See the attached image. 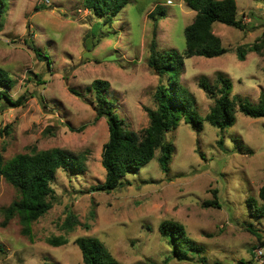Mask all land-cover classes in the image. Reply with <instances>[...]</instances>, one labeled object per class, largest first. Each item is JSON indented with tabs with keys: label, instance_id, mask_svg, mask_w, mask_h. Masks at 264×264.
I'll return each instance as SVG.
<instances>
[{
	"label": "rangeland",
	"instance_id": "obj_1",
	"mask_svg": "<svg viewBox=\"0 0 264 264\" xmlns=\"http://www.w3.org/2000/svg\"><path fill=\"white\" fill-rule=\"evenodd\" d=\"M235 1L246 27L215 21L212 29L228 50L185 56L177 76L202 116L214 98L199 86L201 76L213 82L217 71L224 72L232 81L231 95L252 102L264 90V54L249 51L239 59L236 52L264 32V0ZM194 14L184 0H128L109 22L83 0H9L0 28V65L15 80L8 93L22 96V103L1 108L6 102L0 98V153L5 160L58 146L81 154L85 167L81 172L58 168L52 206L32 223L31 236L21 232L17 216L1 224L2 209L17 190L0 176V264H83L74 241L79 235L101 239L122 264H264V242L246 228L252 226L264 240V216L251 215L246 200L264 184V116L238 111L234 124L221 132L205 120L197 130L180 119L165 132L172 143L167 171L157 148L149 162L121 177V186L90 189L104 180L101 151L108 138L105 117L96 118L91 81H109L106 94L114 109L127 127L141 132L149 122L145 107H155L156 86L167 81L147 63L150 41L155 37L160 50L183 52L184 27ZM69 211L81 224L66 230L61 223ZM163 219L181 222L202 251L190 260L174 257L159 232ZM58 235L67 242L48 241Z\"/></svg>",
	"mask_w": 264,
	"mask_h": 264
},
{
	"label": "trees",
	"instance_id": "obj_2",
	"mask_svg": "<svg viewBox=\"0 0 264 264\" xmlns=\"http://www.w3.org/2000/svg\"><path fill=\"white\" fill-rule=\"evenodd\" d=\"M184 1L195 10L192 21L184 27L186 46L184 51L179 52L174 48L160 50L157 48L155 37H152L149 44L147 63L160 77L166 75L167 81L161 80L156 86L155 107H145L149 122L141 132L138 133L127 127L123 118L114 109L113 100L106 94L109 81L103 78H95L91 81L96 101V118L104 116L108 125V138L101 151L105 177L103 181L93 184L91 190L111 191L121 186L125 183L121 177L128 171L138 170L149 162L157 148H159L158 160L161 168L167 171L172 143L165 139V132L176 128L180 119L190 122L197 130L202 128L205 120L221 132L234 124L238 111L252 117L264 116V90L260 91L257 102H252L244 96L231 95V78L222 71L216 72L213 82L205 76L199 78V86L214 98V102L203 116L197 112L194 95L177 79L184 65V57L192 55L212 57L228 50L212 29L215 21L240 29H244L246 23L237 15L235 0ZM127 2L128 0H83V5L95 15L103 17L104 21L111 22L114 15ZM8 6L9 0H0V28L6 19ZM156 9L163 11L161 6H157ZM154 14L155 12L151 11L149 16L155 18ZM94 29L92 27V32ZM33 49L38 56L42 55L39 48L33 47ZM249 51L264 54V32L256 36L252 42L240 44L236 48L239 59H244ZM43 56L48 57L44 53ZM14 82L8 70L0 65V98L6 102L1 108L22 103V96L14 99L8 93V88L12 87ZM84 125H80L77 129H82ZM221 141L222 139L219 138V143ZM83 159L81 154L72 155L58 146L18 152L5 160L0 153V176L17 190V196L2 209L1 224L5 225L9 219L17 216L21 232L31 236L32 223L52 206L51 197L54 189L51 182L55 179L58 168L81 172L85 167ZM246 200L251 215L264 216V184L259 187L257 196L250 195ZM205 202L220 205L216 200ZM77 224H81L77 215L69 211L61 227L71 230ZM85 226L89 225L86 223ZM158 228L170 244L172 255L177 259L190 260L192 254H199L202 251L201 246L191 239L181 222L163 219L159 222ZM246 228L255 233L260 243L264 242L259 231L252 226ZM48 241L53 245H60L67 242V239L63 235H58L49 237ZM74 241L80 248L83 264H122L96 236L79 235ZM199 259L204 261V255L199 256ZM241 263L246 264L243 260Z\"/></svg>",
	"mask_w": 264,
	"mask_h": 264
}]
</instances>
